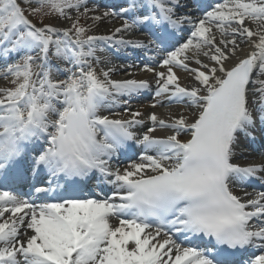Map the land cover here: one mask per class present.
<instances>
[{
    "label": "snow or ice",
    "instance_id": "obj_1",
    "mask_svg": "<svg viewBox=\"0 0 264 264\" xmlns=\"http://www.w3.org/2000/svg\"><path fill=\"white\" fill-rule=\"evenodd\" d=\"M0 80V264H264V0H0Z\"/></svg>",
    "mask_w": 264,
    "mask_h": 264
},
{
    "label": "bare ground",
    "instance_id": "obj_2",
    "mask_svg": "<svg viewBox=\"0 0 264 264\" xmlns=\"http://www.w3.org/2000/svg\"><path fill=\"white\" fill-rule=\"evenodd\" d=\"M116 23H119L118 21H115ZM112 26H119V24H113V25H108V24H102L101 27H100V32L103 33L107 28L109 27H112ZM245 51H247V49H245ZM241 55H243V53H241ZM131 57V58H130ZM137 57L136 56H129V54H125V53H121L118 57H113L114 61H117V60H133V59H136ZM123 60V62H124ZM183 75V74H181ZM123 75H114L113 76V79H125L127 77H124ZM136 78L138 79H149L151 80V75L150 74H145V73H137V76ZM154 87V85H153ZM149 97V101H146L145 99ZM152 100V97H150V95H144L142 96L138 101H134L133 102V109H139L141 107V105H144V108L143 110L144 111H152V109L148 108L147 106L150 104ZM175 111V109H173ZM156 111L164 114V115H167V112H168V109H165V108H160V109H157ZM104 114H107L106 112ZM155 135L157 136H163V135H166V133L164 132H161V131H158L157 133H155ZM258 148V147H256ZM245 156H250V159L248 161H245L244 159L242 158H239L238 160L234 161V162H238V163H241V164H245V163H249L251 162V160L255 159V161H253V163H261V160L260 159H257L259 158V155H258V152H245L244 153ZM260 185V183H258ZM261 186V185H260ZM248 191H251V189H247ZM237 194H240L242 195V193L239 192V190L237 189ZM113 223H118L117 221H113Z\"/></svg>",
    "mask_w": 264,
    "mask_h": 264
},
{
    "label": "rangeland",
    "instance_id": "obj_3",
    "mask_svg": "<svg viewBox=\"0 0 264 264\" xmlns=\"http://www.w3.org/2000/svg\"><path fill=\"white\" fill-rule=\"evenodd\" d=\"M118 22H119V21H118ZM114 23H115L116 25L119 24V23H116V22H114ZM3 83H4V82H3L2 80H0V86H2ZM147 100H148V99H147Z\"/></svg>",
    "mask_w": 264,
    "mask_h": 264
}]
</instances>
